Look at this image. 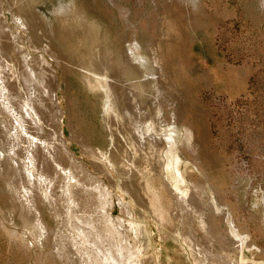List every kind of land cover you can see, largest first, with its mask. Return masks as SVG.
<instances>
[{"label": "rangeland", "instance_id": "1", "mask_svg": "<svg viewBox=\"0 0 264 264\" xmlns=\"http://www.w3.org/2000/svg\"><path fill=\"white\" fill-rule=\"evenodd\" d=\"M7 2L2 25L15 26L10 7L33 27L23 33V52L38 58L50 47L57 54L45 60L57 74L68 147L114 197L130 204L129 219L140 227L136 246L130 243L139 249L137 262L203 264L195 252H209L221 260L228 254L231 264H264V0ZM111 75L123 85L120 102L131 96V114L148 117L149 138L174 128L178 184L176 172L160 174L157 162L169 160L166 150L138 147L121 103L104 95ZM70 129L79 141L69 139ZM0 137L6 154L10 143ZM12 174L10 161L0 159V264H86L72 249L70 227L45 200L38 213L46 234L39 238L35 220L25 218L10 191ZM124 182L138 198L158 200L169 214L163 229L148 207L134 203ZM179 195L198 202L188 212V231L175 214Z\"/></svg>", "mask_w": 264, "mask_h": 264}, {"label": "bare ground", "instance_id": "2", "mask_svg": "<svg viewBox=\"0 0 264 264\" xmlns=\"http://www.w3.org/2000/svg\"><path fill=\"white\" fill-rule=\"evenodd\" d=\"M3 1L6 3L5 5H9L7 0H0V15L2 14L1 10H3ZM8 10L12 15L11 19L13 18L12 22L14 21L15 26L11 28L4 26L5 24L2 25L4 20L0 18V133L6 140L4 143L8 141L11 145L6 143L9 147V152L4 154L1 151L0 159L10 161V165L12 166L13 178L10 183V191L14 194V199L22 207L25 218L29 217L33 221L35 220V228L38 230L39 238L44 237L46 234L45 225L38 213L39 202L45 200L52 207L62 226L66 223L70 227V232L73 235L72 241L74 242L72 249L76 253L75 255L77 257L79 255L86 264H140L137 262V252H139V249L136 248L137 251L130 244L133 242V246H136L135 243L140 233V227L131 223L129 219L131 218L130 204H125L118 196L114 197V194L105 185V182L91 173L68 147V140L66 141L63 130L65 114L62 111L57 95L59 88L57 74L53 65L45 60V55H48L52 61H55L58 58L57 54L50 47L44 46H42L44 48H41L40 57L38 58L33 57L29 52L24 53L25 48L23 47L25 43L23 44V33L30 32L29 34H31L33 27L30 25L31 22L28 24L18 12L13 11V8L9 7ZM34 47L36 49L35 45ZM38 51L36 49L35 52ZM158 69L160 74H163L162 67L159 66ZM108 78H111V80L108 81ZM108 78V83H105L106 90L104 89V95L110 98L113 96L117 99L115 101L120 102V89L123 85L120 86L118 84L119 78L117 79L116 76H109ZM102 85L104 83H101V85L97 84V86L103 87ZM130 97L125 96L122 102H120V107L126 112V125L130 129H133L135 136L133 137L136 138L134 140L137 146L152 145L155 147V153H153L161 155V152L165 153L166 150L165 155L168 156L169 160H163L164 158L159 156V161H156L159 165L157 167L160 168L159 171L162 177H166L168 173L176 172L178 176L173 179L176 181L175 184H178L182 181V177L179 173L180 160L177 157L178 155H176L175 135L171 133V131L174 132V128H171L168 132H164L165 134L158 133L153 138H149L146 134L149 123V121L147 123L146 119L148 117L144 119V116L143 119L139 118L138 120L135 118L137 114H131L132 99ZM172 110L173 121H175L176 115L174 109ZM139 111L141 112V110ZM52 124L56 126L55 131L54 129L51 130ZM70 130L71 138L69 139H76L77 137L79 141L80 137L75 136L74 131ZM20 155H22L21 158ZM138 160L140 161V159ZM131 163L135 167L140 166L135 160H132ZM140 164L142 163L140 162ZM137 171L139 169L135 172ZM175 184L174 186L178 190L179 187ZM122 187L125 191L132 194L136 205L138 203V205L142 204L144 207L149 208L153 219L160 224V227L167 223L169 214L166 215V212L155 204V199H150L144 193L141 199L138 198V195L132 190L133 188L129 187L128 183H125ZM178 198L179 200L176 199L175 203V214L178 216L177 218L181 222V225L186 226V230L188 226L186 225L188 222V212H193L194 209L198 210L196 208L198 202L192 197L189 200L182 196ZM156 203H158V200ZM207 224L209 225V223ZM188 229L190 230V228ZM126 232L128 235H126ZM52 234L55 236L54 233ZM188 243L191 244L190 241ZM195 247L191 246L190 250L196 249ZM195 253H197L199 263L203 264H210L208 262L209 259H216V261L218 260L221 263L222 260H225L226 264L233 262L228 261L229 255L223 254L224 251L222 253V260L219 258L221 255L218 258L215 256V258L209 252L202 256H199L198 252ZM59 254L61 257L64 255L62 253Z\"/></svg>", "mask_w": 264, "mask_h": 264}]
</instances>
